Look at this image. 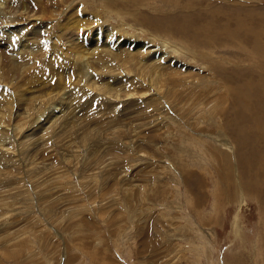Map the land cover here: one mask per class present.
<instances>
[{"label": "rangeland", "instance_id": "obj_1", "mask_svg": "<svg viewBox=\"0 0 264 264\" xmlns=\"http://www.w3.org/2000/svg\"><path fill=\"white\" fill-rule=\"evenodd\" d=\"M263 123L264 0H0V264H264Z\"/></svg>", "mask_w": 264, "mask_h": 264}, {"label": "bare ground", "instance_id": "obj_2", "mask_svg": "<svg viewBox=\"0 0 264 264\" xmlns=\"http://www.w3.org/2000/svg\"><path fill=\"white\" fill-rule=\"evenodd\" d=\"M7 12V11H6ZM4 14V13H3ZM194 19V18H193ZM80 29H81V27H80ZM107 31H106V35H104L103 36V38H100L99 39V41H96V42H98V43H103L104 41H105V39H106V37H108L107 38V40L108 39H114V40H120L121 38V36H115L114 35V33L113 32H110L109 31V29H106ZM98 34V33H97ZM186 36V35H185ZM99 37V36H98ZM102 37V36H101ZM185 39H186V37H184ZM187 38H188V33H187ZM93 40V39H92ZM184 40V39H183ZM94 40L93 41H91L90 43H87L88 45H94L93 43H95V48H94V50L95 49H97L96 48V45H97V43L95 42ZM109 41V40H108ZM182 41V40H181ZM124 42V44L123 45H126V44H129L130 45V47L133 45L134 46V50L137 52V51H142V50H147V48L149 47V45L147 46L146 44H145V42H136V41H134V40H131V39H122V41H121V44ZM185 42H189V40H185ZM179 43V42H178ZM177 43V44H178ZM181 44H183L184 42H180ZM179 43V44H180ZM86 45V44H85ZM185 45V44H184ZM100 46V45H99ZM178 46V45H177ZM183 46V45H182ZM188 46V47H187ZM187 46H183V47H185L184 49H187V50H189V51H192L193 50V47H191L192 46V44H190V45H188L187 44ZM152 47V46H151ZM151 47H149V49L151 50ZM182 47V48H183ZM195 50V49H194ZM198 50V49H197ZM196 51V50H195ZM132 53V52H131ZM134 53V52H133ZM136 54V53H135ZM156 55V54H155ZM162 55V54H161ZM160 54L157 56V58H158V60H159V56H161ZM165 55V54H164ZM134 56L135 55H131V58H134ZM147 58H144V57H142V59H140V62L142 63L143 62V60H146ZM134 60V59H133ZM161 60V59H160ZM159 60V61H160ZM129 62H130V60H128ZM157 61V60H156ZM158 61V62H159ZM103 62V61H102ZM106 62V61H105ZM126 62V61H125ZM155 62V61H154ZM158 62H155V63H157L158 64ZM161 62V61H160ZM169 62H170V60H169ZM168 62V63H169ZM143 64V63H142ZM150 64V63H149ZM162 64V63H161ZM155 65V64H154ZM162 65H155V66H153V74H155V76L157 75V76H161L162 75V70L160 69V67H161ZM184 66V65H183ZM165 67V66H164ZM148 69V68H147ZM178 71V70H177ZM152 72V71H151ZM164 75H165V73H164ZM163 76V75H162ZM158 78V77H157ZM160 79V78H159ZM153 81H154V78H153ZM122 87V86H121ZM259 97V96H258ZM8 98H9V96H8ZM11 102V101H10ZM13 102V101H12ZM248 103V102H247ZM244 108V107H243ZM4 113V112H3ZM256 113V112H255ZM252 115V114H251ZM2 117V116H1ZM264 124V123H263Z\"/></svg>", "mask_w": 264, "mask_h": 264}]
</instances>
